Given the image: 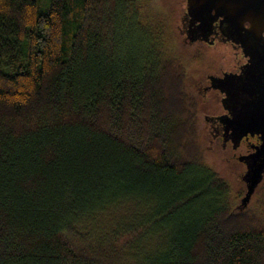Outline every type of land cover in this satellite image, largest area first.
Listing matches in <instances>:
<instances>
[{
	"label": "trees",
	"instance_id": "1",
	"mask_svg": "<svg viewBox=\"0 0 264 264\" xmlns=\"http://www.w3.org/2000/svg\"><path fill=\"white\" fill-rule=\"evenodd\" d=\"M130 2L0 0V264H264L260 188L223 202L188 64Z\"/></svg>",
	"mask_w": 264,
	"mask_h": 264
},
{
	"label": "water",
	"instance_id": "2",
	"mask_svg": "<svg viewBox=\"0 0 264 264\" xmlns=\"http://www.w3.org/2000/svg\"><path fill=\"white\" fill-rule=\"evenodd\" d=\"M186 17L189 41L196 40L197 32L208 41L218 25L221 33L234 42L253 43L241 73L211 80V87L224 95L221 104L227 114L220 121L233 147L248 134L259 138L253 151L242 158L246 190L240 206L245 208L264 175V0H187Z\"/></svg>",
	"mask_w": 264,
	"mask_h": 264
},
{
	"label": "rangeland",
	"instance_id": "3",
	"mask_svg": "<svg viewBox=\"0 0 264 264\" xmlns=\"http://www.w3.org/2000/svg\"><path fill=\"white\" fill-rule=\"evenodd\" d=\"M132 6H138L143 15L145 16H157L159 27L155 30L157 36L163 34L162 40L167 48L173 49L176 53V56L181 57L183 63L188 64V75L191 84L193 85V92L197 97L199 104V125L201 131V137L203 142V148L205 150V155L207 158L208 165L207 168L213 170V172L218 173L222 178L228 183V192L223 197V202L227 204L228 207L234 208L236 204L237 194L241 191L242 194V184L239 182L238 171L239 167L237 164L232 162L230 158L231 150L230 146H225L224 148L221 144H215L212 141L211 129L208 122L205 119V116L218 113L221 108V103H219L218 98L216 99L211 94L198 93V89H195L194 83L199 82V84H205L206 74H216V71L221 68H227L228 61L234 55H226L225 58H221L219 49L216 47H207L202 45L191 46L188 43L182 45L183 37L186 41H189L185 35H181L179 26L182 24V16L185 11L183 3L181 0H130ZM47 5L41 4L38 6V11L40 13L44 12ZM154 28V27H153ZM162 33H161V31ZM161 33V34H160ZM181 43V45L179 44ZM177 44L178 46L174 45ZM202 47V48H201ZM205 48V49H203ZM207 48V49H206ZM197 49H199L197 51ZM179 53V54H178ZM198 54V59L195 60L193 55ZM224 96V95H223ZM223 98V97H222ZM222 100V99H221ZM221 104V105H220ZM261 197L264 196V184L260 188ZM245 193V192H244ZM244 195V194H243ZM238 196H240L238 194ZM243 197V196H242ZM260 197V199H261ZM256 196L251 199L250 207L257 209L258 204L263 202L256 200ZM136 201V202H135ZM235 201V202H234ZM160 200L147 198L145 196L130 200H125L123 204H118L117 209L111 210L108 214H105L103 219L98 223L101 224L100 227L96 230V233H100L103 229H110L115 225H125L132 221L135 216V209L140 212V210L147 208L148 206H155L160 204ZM132 206L130 209L128 207ZM246 209V208H244ZM242 209V210H244ZM97 222V221H95ZM169 235V233H167ZM167 235V236H168ZM126 264H133L132 260L125 261Z\"/></svg>",
	"mask_w": 264,
	"mask_h": 264
},
{
	"label": "flooded vegetation",
	"instance_id": "4",
	"mask_svg": "<svg viewBox=\"0 0 264 264\" xmlns=\"http://www.w3.org/2000/svg\"><path fill=\"white\" fill-rule=\"evenodd\" d=\"M181 1L183 3V7L185 11L183 12L182 21H181L182 24L181 26H179V29H180L181 35L184 34L185 37L188 38L189 37V33H188L189 23H188V18L186 17L187 0H181ZM195 35H196L195 41H186L183 37L182 44L188 43V45H191V46L192 45L193 46L202 45V46H207V47L208 46L216 47V49L220 50L219 54H221V58H225L226 55H229V54L234 55V57H232L230 61H228L229 66H227L226 69L223 67L221 69H218V71H216V74H206L205 79H204L206 81L205 84L202 85V84H199V82L194 83L195 89L196 90L198 89L197 90L198 93L211 94L216 99L218 98L219 103H221L223 93H221L218 89H213L211 87V84H212L211 80L215 77H222L224 74H228V73H232V74L241 73L245 69L248 63V56L246 52L248 51L250 44H253V43H251L248 40L247 42H239V43L234 42L232 39L227 38L225 35L221 33L218 25L214 26L213 33L209 37L208 41L203 40V37L201 36L200 32L195 33ZM221 108H222V111L220 110V112L218 113L209 114L205 116V119L208 122L209 127L211 129V134L213 137L212 141L215 144L217 143L221 144L223 148L225 146H230V150H231L230 158L232 159V162L234 164H237L239 167L238 177H239V182L242 184L241 190L242 189L243 190L240 196H238V194H237V197L234 196V199H236V204L233 209L242 210L244 208L240 206V200L246 190V185L243 180V176L246 171V166L242 158L245 155L253 151V145H256L259 143V138L256 135L251 136L248 134L247 136L241 139L238 145L233 147L232 139L229 133H226L224 131V125L220 121V117L227 114L226 110L222 107V105H221ZM263 184H264V175H263L262 181L257 186V188L255 189V192L251 196V199H253L256 196L255 194L257 193L258 188H261ZM251 199L245 208L249 207V205L251 204Z\"/></svg>",
	"mask_w": 264,
	"mask_h": 264
}]
</instances>
